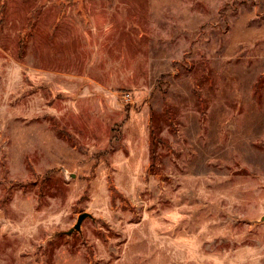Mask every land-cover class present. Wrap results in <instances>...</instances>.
I'll list each match as a JSON object with an SVG mask.
<instances>
[{
	"label": "rangeland",
	"instance_id": "374dc122",
	"mask_svg": "<svg viewBox=\"0 0 264 264\" xmlns=\"http://www.w3.org/2000/svg\"><path fill=\"white\" fill-rule=\"evenodd\" d=\"M0 264H264V0H0Z\"/></svg>",
	"mask_w": 264,
	"mask_h": 264
},
{
	"label": "water",
	"instance_id": "95a60500",
	"mask_svg": "<svg viewBox=\"0 0 264 264\" xmlns=\"http://www.w3.org/2000/svg\"><path fill=\"white\" fill-rule=\"evenodd\" d=\"M86 217V214H81L79 217H78V220H77V223L75 225V229L78 230L79 229V226H80V222L82 221L83 218Z\"/></svg>",
	"mask_w": 264,
	"mask_h": 264
}]
</instances>
